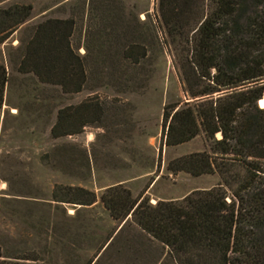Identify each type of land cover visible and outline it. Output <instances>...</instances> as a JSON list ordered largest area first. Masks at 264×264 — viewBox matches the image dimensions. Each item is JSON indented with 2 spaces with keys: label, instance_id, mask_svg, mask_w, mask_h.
<instances>
[{
  "label": "rangeland",
  "instance_id": "1",
  "mask_svg": "<svg viewBox=\"0 0 264 264\" xmlns=\"http://www.w3.org/2000/svg\"><path fill=\"white\" fill-rule=\"evenodd\" d=\"M14 4H32L33 11L0 43L8 76L0 108L3 252H34L39 264H178L168 247L144 235L131 219L114 221L100 196L126 182L133 197L143 193L156 204L219 183L217 175L167 170L170 160L208 149L203 135L166 145V107L196 100L182 76L187 44L162 28L159 0H8L6 6ZM50 17L76 20L72 43L87 67L79 93L19 71L32 29ZM131 43L148 50L140 65L123 55ZM84 100L100 105V119L77 135L52 138L58 111ZM59 185L93 190L98 201L92 206L55 201Z\"/></svg>",
  "mask_w": 264,
  "mask_h": 264
},
{
  "label": "trees",
  "instance_id": "2",
  "mask_svg": "<svg viewBox=\"0 0 264 264\" xmlns=\"http://www.w3.org/2000/svg\"><path fill=\"white\" fill-rule=\"evenodd\" d=\"M32 4L0 8V43L31 17ZM160 23L183 38L188 56L183 81L193 103L169 104L164 135L169 147L203 135L208 149L174 158L172 174L217 175L219 183L181 200L151 204L122 184L100 196L114 221H131L151 240L169 248L178 264H264V0H159ZM76 20L46 18L28 38L19 71L42 83L79 93L87 81L85 56L72 43ZM126 59L140 65L148 57L140 43L129 44ZM8 82L0 63V108ZM101 107L91 100L61 108L54 139L81 133L98 121ZM53 200L92 206L99 196L80 186H57ZM129 221V220H128ZM0 264H39L34 252L5 254Z\"/></svg>",
  "mask_w": 264,
  "mask_h": 264
},
{
  "label": "crops",
  "instance_id": "3",
  "mask_svg": "<svg viewBox=\"0 0 264 264\" xmlns=\"http://www.w3.org/2000/svg\"><path fill=\"white\" fill-rule=\"evenodd\" d=\"M8 3V0H0V8H5L8 7L6 6V4ZM4 43V42H3ZM122 185L126 184V182L121 183ZM132 218V216L130 215L125 221H128ZM123 221V222H125Z\"/></svg>",
  "mask_w": 264,
  "mask_h": 264
},
{
  "label": "bare ground",
  "instance_id": "4",
  "mask_svg": "<svg viewBox=\"0 0 264 264\" xmlns=\"http://www.w3.org/2000/svg\"><path fill=\"white\" fill-rule=\"evenodd\" d=\"M261 107H264V97L260 100Z\"/></svg>",
  "mask_w": 264,
  "mask_h": 264
},
{
  "label": "water",
  "instance_id": "5",
  "mask_svg": "<svg viewBox=\"0 0 264 264\" xmlns=\"http://www.w3.org/2000/svg\"><path fill=\"white\" fill-rule=\"evenodd\" d=\"M260 100H261V99H260ZM260 100H259V105H260V107H261Z\"/></svg>",
  "mask_w": 264,
  "mask_h": 264
}]
</instances>
